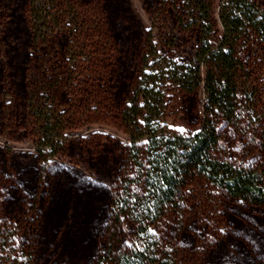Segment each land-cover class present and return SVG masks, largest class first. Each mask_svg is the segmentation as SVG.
Segmentation results:
<instances>
[{
	"label": "rangeland",
	"instance_id": "rangeland-1",
	"mask_svg": "<svg viewBox=\"0 0 264 264\" xmlns=\"http://www.w3.org/2000/svg\"><path fill=\"white\" fill-rule=\"evenodd\" d=\"M211 1L216 21L222 0ZM247 1L264 14V0ZM28 2L0 0V220L30 222L22 240L32 243L34 264H94L111 197L125 182L139 187L130 145L145 137L133 138L122 112L143 73L159 86L158 132L190 135L200 126L202 84L169 75L195 59L198 33L188 0H52V39L36 48ZM259 72L263 81L264 62ZM37 87L52 113L31 101ZM226 138L237 155L264 158L244 151V138ZM149 231L158 244L150 264H264V207L199 179ZM137 241L123 220L118 247Z\"/></svg>",
	"mask_w": 264,
	"mask_h": 264
},
{
	"label": "trees",
	"instance_id": "trees-1",
	"mask_svg": "<svg viewBox=\"0 0 264 264\" xmlns=\"http://www.w3.org/2000/svg\"><path fill=\"white\" fill-rule=\"evenodd\" d=\"M28 1L32 38L38 48L52 39V0ZM187 6L198 33L195 59L176 65L169 75L181 83L202 84L200 126L190 135L158 132L159 86L149 72L143 73L134 101L122 112L133 138L145 137L142 147L130 145L134 148L130 166L137 172L139 187L125 182L111 197L104 248L94 264L152 263L158 244L150 226L161 212L184 203L193 180L213 185L225 197L264 207V158L256 162L237 155L226 138L239 136L244 138V151L256 148L264 153V80L258 79L264 59L254 53L264 54V14L247 0H222L216 21L211 0H188ZM216 23L221 29L215 41ZM38 89L32 90L31 101L52 113L51 106L41 103ZM42 122L52 127V115ZM38 137L43 139V134ZM123 220L134 228L138 243L118 247ZM30 231L25 217L0 220V264H34L32 243L22 240Z\"/></svg>",
	"mask_w": 264,
	"mask_h": 264
}]
</instances>
